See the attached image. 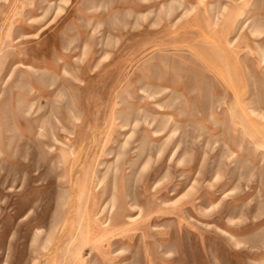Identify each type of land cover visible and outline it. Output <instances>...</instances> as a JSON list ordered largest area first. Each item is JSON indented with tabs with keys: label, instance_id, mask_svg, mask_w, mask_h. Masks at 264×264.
Segmentation results:
<instances>
[{
	"label": "rangeland",
	"instance_id": "rangeland-1",
	"mask_svg": "<svg viewBox=\"0 0 264 264\" xmlns=\"http://www.w3.org/2000/svg\"><path fill=\"white\" fill-rule=\"evenodd\" d=\"M80 1L0 0V264H264V0Z\"/></svg>",
	"mask_w": 264,
	"mask_h": 264
},
{
	"label": "crops",
	"instance_id": "crops-1",
	"mask_svg": "<svg viewBox=\"0 0 264 264\" xmlns=\"http://www.w3.org/2000/svg\"><path fill=\"white\" fill-rule=\"evenodd\" d=\"M102 1H105V0H102ZM107 1H109V2H111V7H113V10H119V9H122V7H129L130 5H132L131 4V2L133 1V0H127V4L125 5V4H123V1L124 0H107ZM140 1H142V0H140ZM145 1V0H144ZM81 2V4H84V2H85V0H81L80 1ZM98 2H100V0H98ZM143 5V4H142ZM144 7V6H143ZM110 13V12H109ZM112 13V12H111ZM104 17V19L107 17V15H105V16H103Z\"/></svg>",
	"mask_w": 264,
	"mask_h": 264
},
{
	"label": "bare ground",
	"instance_id": "bare-ground-1",
	"mask_svg": "<svg viewBox=\"0 0 264 264\" xmlns=\"http://www.w3.org/2000/svg\"><path fill=\"white\" fill-rule=\"evenodd\" d=\"M91 181H92V180H91ZM91 181H89V182L91 183ZM90 183H89V184H90ZM88 189H89V191H90V189H91V184H90V186H89ZM80 190L82 191V189H80ZM87 214H88V213H87ZM130 219L133 220L134 218H133V217H130Z\"/></svg>",
	"mask_w": 264,
	"mask_h": 264
}]
</instances>
